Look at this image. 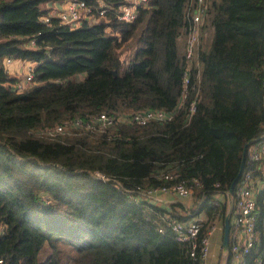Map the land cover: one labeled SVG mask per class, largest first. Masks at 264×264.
<instances>
[{
  "label": "trees",
  "instance_id": "16d2710c",
  "mask_svg": "<svg viewBox=\"0 0 264 264\" xmlns=\"http://www.w3.org/2000/svg\"><path fill=\"white\" fill-rule=\"evenodd\" d=\"M62 1L0 0V260L190 264L187 245L161 216L186 221L203 213L221 223L244 145L264 141V0H205L206 35L189 65L191 0H147L131 22L117 20L126 0H82L95 22L43 23L46 5ZM5 58L33 65L24 90L16 91L19 77ZM186 68L188 91L198 80L188 121L184 109L173 110ZM145 109L171 119L46 132ZM251 167L264 184V162ZM188 179L199 186L185 209L180 204L183 214L133 199L136 188ZM256 201V246L245 264L264 246V187Z\"/></svg>",
  "mask_w": 264,
  "mask_h": 264
},
{
  "label": "built area",
  "instance_id": "2783aa9c",
  "mask_svg": "<svg viewBox=\"0 0 264 264\" xmlns=\"http://www.w3.org/2000/svg\"><path fill=\"white\" fill-rule=\"evenodd\" d=\"M191 1L194 7L192 9L184 46V57L188 65L195 58V49L200 37L206 35V32L202 31L203 18L206 13L205 0ZM60 3L59 9L49 10L48 15L42 18L43 23L48 25L50 18L55 17L61 24L76 27L82 19L90 20L91 22L97 20L92 16L91 10L82 0H64ZM146 4L147 0H126L125 4H122L117 10V20L123 22L133 21L136 17L138 7L145 6ZM103 13H105V9L102 8L99 11V15L102 16ZM14 61L26 62L5 58L3 64L7 67L13 64ZM32 66L28 62L26 70L21 74L19 81L15 84L16 91L20 92L30 85ZM54 82L58 83L60 81L54 80ZM197 83L198 80L191 84L189 87L190 90L188 91L189 77L188 68H186L181 80L179 99L173 110L184 109L187 121L196 109L198 94L195 92L193 97L189 98V93L194 91ZM262 84L264 86V76L262 78ZM170 119V112L157 109L134 111L129 114H123L118 118L101 113L91 118L85 125H82L79 120H75L58 125L52 130H46V132L66 133L65 131L94 126L100 132H104L106 128L111 127L118 120L126 124L146 125L150 122L164 123ZM246 157L249 166L241 173L236 183V189L233 191L230 199V206L227 208L233 217L232 221L229 222L228 248L226 251L222 250V257L217 264H245L250 252L256 246V198L257 194L264 187V184L254 175V170L251 166L264 162V141L256 140L252 142L246 150ZM163 179L172 180L174 176L171 173H166L163 175ZM197 186H199V183L196 179H188L187 181H179L170 185L136 188L133 199L138 201L144 198L157 201L160 197L171 195L186 200L191 197L194 188ZM213 204L217 205V200H214ZM161 219L165 227L170 229L174 240L187 245L186 254L190 264H209L208 257L211 238L214 236L220 223L217 219L209 220L203 213L194 215L186 221L175 220L168 215H162ZM158 231L162 232L163 228H159ZM0 264H2V260H0ZM252 264H264V246L252 261Z\"/></svg>",
  "mask_w": 264,
  "mask_h": 264
},
{
  "label": "crops",
  "instance_id": "0c3cea01",
  "mask_svg": "<svg viewBox=\"0 0 264 264\" xmlns=\"http://www.w3.org/2000/svg\"><path fill=\"white\" fill-rule=\"evenodd\" d=\"M60 2H50L49 4H47L46 6L47 7H49L50 8V10H52V9H59L60 8ZM14 62H17L18 64H16L15 65V67H12L13 69L12 70H7L8 71V73H10V74H15V75H17L18 77H20L21 76V73L23 74V72H24V68H26L25 66H27V64H28V62H19V61H14ZM13 62V63H14ZM26 64V65H25ZM7 69V68H6ZM12 71V72H11ZM18 74H20V75H18ZM216 197H218V196H216ZM218 199L219 200H222V197H218ZM154 202V201H153ZM230 200H229V198L227 199V208H229V206H230ZM155 204H157V205H160L161 207H163V208H165V209H167V210H170L171 209V206L172 205H174L175 207H176V210H177V213H179V214H183V208L185 209V207H187L189 204H190V198L189 199H186V200H182V199H179V198H177V197H174V196H171V195H168V196H164V197H160L157 201H155L154 202ZM180 204H181V206L183 207H181L180 206ZM227 210V209H226ZM227 213V214H226ZM229 214V222H231L232 221V219H233V217H232V215L228 212V210L225 212V216L226 215H228ZM225 218V217H224ZM224 220V219H223ZM221 232H222V228H223V221L221 222ZM219 229V228H218ZM217 229V230H218ZM217 230H216V232H215V234L217 233ZM214 234V235H215ZM221 243H222V233H221ZM213 238V237H212ZM212 238H211V240H212ZM218 238V236L216 237V240H215V242H212V245L213 246H215V244H216V242H217V239ZM228 243H229V241H228ZM221 252H222V249H221ZM210 264H213V262H211Z\"/></svg>",
  "mask_w": 264,
  "mask_h": 264
},
{
  "label": "water",
  "instance_id": "95a60500",
  "mask_svg": "<svg viewBox=\"0 0 264 264\" xmlns=\"http://www.w3.org/2000/svg\"><path fill=\"white\" fill-rule=\"evenodd\" d=\"M112 73L114 74V71H112ZM248 144L249 143H247L243 147L242 154H241V161H240V165H239L238 171H237L235 177L233 178V180L231 181V183L229 185V189H228V198H229V200L232 197L234 186L236 185L238 179L241 176V173H242V170H243V166H244L245 155H246V150H247ZM228 235H229V215H226L224 220H223V228H222L221 249L223 251H226L227 248H228Z\"/></svg>",
  "mask_w": 264,
  "mask_h": 264
},
{
  "label": "rangeland",
  "instance_id": "374dc122",
  "mask_svg": "<svg viewBox=\"0 0 264 264\" xmlns=\"http://www.w3.org/2000/svg\"><path fill=\"white\" fill-rule=\"evenodd\" d=\"M24 63V62H23ZM26 63V62H25ZM18 64L17 62H14L13 64L11 65H8L6 68L7 70H12L13 68L12 67H15V65ZM26 65V64H25ZM26 67V66H25ZM26 70V68H24V71ZM12 72V71H11ZM22 74V73H21ZM20 75V74H18ZM221 223H219V226H218V230H217V233L213 236L212 238V242H215L216 240V237L218 236V240L215 244V246L212 245V242H211V245H210V251H209V257H208V262L209 264L211 262H213V264H217L218 261H220L221 257H222V252H221ZM70 252V251H69ZM71 253V252H70Z\"/></svg>",
  "mask_w": 264,
  "mask_h": 264
}]
</instances>
